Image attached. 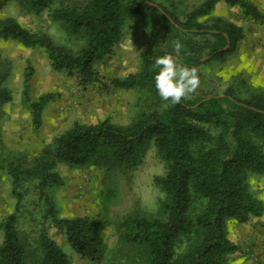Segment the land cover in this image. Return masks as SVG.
Here are the masks:
<instances>
[{"label": "trees", "instance_id": "obj_1", "mask_svg": "<svg viewBox=\"0 0 264 264\" xmlns=\"http://www.w3.org/2000/svg\"><path fill=\"white\" fill-rule=\"evenodd\" d=\"M6 1L9 0H0ZM15 1L28 13H40L52 3ZM150 2L155 3L88 0L83 5L53 9L52 17L85 41L76 52L15 18L0 20L2 40L43 48L55 71L77 74L83 86L107 84L96 69V61L112 52L120 38L125 13H146L157 25H165V47L144 48L137 73L110 81L117 88L146 91L151 100L146 111L129 124L109 119L85 124L75 121L51 142H45L38 152L9 153L15 157L0 161V170H8L13 177L12 192L17 199L14 211L0 222L4 233L0 264H28L18 230L24 198L21 187L28 179L37 181L36 191L47 207L44 219L51 218L65 232L77 254L103 262L107 253L99 240L102 222L87 216L59 217L46 189L64 184L56 170L58 164L86 166L110 160L133 169L143 162L151 145L167 165L166 173L156 177L166 195L163 212L160 216L141 213L124 216L118 225L119 243L129 250L127 256L110 258L109 264H231L230 257L238 245L228 236L227 222L234 219L247 223L264 213L263 201L248 187L250 173L264 174V94L242 98L231 86L223 94L187 98L180 104H172L161 100L154 79L158 71L154 68L155 59L167 54L175 56L173 41L177 39L184 46L178 60L190 68L213 61L224 63L238 50L245 37L241 26L223 17L201 21L220 2L238 7L244 18L257 23H264V12L253 0H204L181 19L176 10L158 4L161 10ZM228 42L230 45L225 48ZM205 57L208 58L201 61ZM30 70L26 73L27 84ZM4 82L5 76H1L0 110L4 102L12 99V91ZM24 95L33 128L38 129L45 107L56 99V94L43 93L34 100L26 85ZM40 240L42 258L38 264H71L44 227Z\"/></svg>", "mask_w": 264, "mask_h": 264}, {"label": "rangeland", "instance_id": "obj_2", "mask_svg": "<svg viewBox=\"0 0 264 264\" xmlns=\"http://www.w3.org/2000/svg\"><path fill=\"white\" fill-rule=\"evenodd\" d=\"M51 1L50 6L40 13L23 11L15 0L0 2V20L15 18L29 29L43 32L56 43L78 51L85 41L55 20L52 11L60 6L83 5L88 0ZM203 1L154 0L156 4L176 10L181 19H185ZM253 1L264 12V0ZM214 17H223L241 26L245 37L226 62L213 61L195 68L201 84L188 98L223 94L231 86L242 98L264 94V23L244 18L238 7L225 2H220L210 16L201 21ZM164 38L165 25H157L148 14L125 13L122 32L112 52L96 61V69L107 84L86 86L80 84L75 73L55 71L43 48H30L17 41L0 38V77L5 76L4 84L12 91V99L4 102L0 110V161L6 157L9 160L19 152H38L45 142H51L75 121L84 124L105 119L120 124L132 122L151 105L148 93L141 88H117L110 81L137 73L141 67V51L165 47ZM29 70L31 76L27 84L25 79ZM26 85L34 100L43 93L56 94V99L45 107L43 123L38 129L33 128L32 114L25 100ZM56 170L63 177L64 184L54 185L46 191L57 207L58 216H87L100 220L99 240L106 249V258L100 263L76 253L65 232L51 218L44 219L47 207L36 191L37 181L28 179L21 187L24 198L18 222L28 264H38L42 258L40 231L43 227L61 246L71 264H109L110 258L119 259L129 250L119 243L118 225L124 216L134 213L160 216L163 212L166 195L156 177L166 173L167 165L153 145L143 162L133 169H125L109 160L86 166L61 163ZM12 181L8 170L1 169L0 222L16 206ZM248 187L264 203V174L250 173ZM227 232L238 245L230 257L231 264H264V213L247 223L230 219ZM3 238L4 233L0 230V245Z\"/></svg>", "mask_w": 264, "mask_h": 264}, {"label": "clouds", "instance_id": "obj_3", "mask_svg": "<svg viewBox=\"0 0 264 264\" xmlns=\"http://www.w3.org/2000/svg\"><path fill=\"white\" fill-rule=\"evenodd\" d=\"M183 47L177 39L173 41L175 56L167 54L154 61V68L158 70L154 77L156 91L162 101L172 104H180L194 94L201 84L197 69L184 66L178 60Z\"/></svg>", "mask_w": 264, "mask_h": 264}, {"label": "water", "instance_id": "obj_4", "mask_svg": "<svg viewBox=\"0 0 264 264\" xmlns=\"http://www.w3.org/2000/svg\"><path fill=\"white\" fill-rule=\"evenodd\" d=\"M150 3L153 4V5H156V6L159 7L161 10H163L162 7L159 6L158 4H155V3H153V2H150ZM167 16H168V18L170 19V21L173 22V20L170 18V16H169L168 14H167ZM229 45H230V42H228V44H227V46H226L225 48H228ZM207 58H208V57H205V58H203L201 61H203V60H205V59H207Z\"/></svg>", "mask_w": 264, "mask_h": 264}]
</instances>
